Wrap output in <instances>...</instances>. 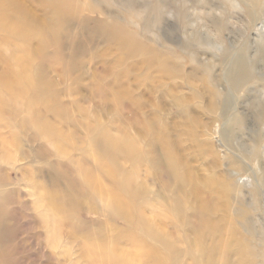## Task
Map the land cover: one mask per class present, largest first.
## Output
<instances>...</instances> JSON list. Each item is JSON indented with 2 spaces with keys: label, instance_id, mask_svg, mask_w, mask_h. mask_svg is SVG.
<instances>
[{
  "label": "rangeland",
  "instance_id": "obj_1",
  "mask_svg": "<svg viewBox=\"0 0 264 264\" xmlns=\"http://www.w3.org/2000/svg\"><path fill=\"white\" fill-rule=\"evenodd\" d=\"M138 1L149 4L144 21L108 0H75L80 14L71 27L70 38L62 39L60 53L71 67L58 61L53 54L55 48H41L34 32L22 33L23 38L21 33L9 31L8 23L0 18V79L4 80L8 72L13 75L21 71L19 56L27 50L30 76L36 81L34 92L30 88L28 93H24L22 81L13 84V91L0 83V171L11 184L8 189L15 192L14 198L6 199L4 210L12 231V256L14 260L20 258L21 264H59L44 256L54 257L59 250H53L44 240L48 225L41 214L47 208L41 202L36 206L38 196L33 187L41 184L46 190L61 193L67 188V180L78 186L84 179L76 169L101 166L106 170L102 150L97 147L103 135L135 144L139 158L134 150L112 151L117 167L113 179L124 177L132 187L142 188L144 201L138 202L142 217L156 231L162 229L177 264H197L202 259L199 243L211 249L218 242H228L231 249L248 238V230L256 235V244L264 239V8L258 11V6L248 1L250 10H257L253 23L248 22L250 7L227 0ZM16 2L37 25L48 27L50 19L57 18L50 0ZM154 8L161 13L156 14ZM71 15L66 12L63 19ZM112 25L125 26L136 34L142 48L120 50L103 34ZM192 34L198 35L203 45L192 43L186 49L184 44ZM154 35L160 39L158 44ZM239 56H245L256 81L236 92L225 75L229 63ZM164 59L172 64L168 70L160 68ZM205 64L209 73L203 68ZM215 95L224 96L219 106ZM10 99L36 100L41 123L66 139L62 137L59 150L32 130L25 131L16 147L1 144L14 133L2 121L12 105ZM224 104L227 115L223 118ZM232 115L237 120L229 123ZM23 116L22 111L20 116H11V126L17 129L15 125ZM160 135L175 153L178 173L202 184L203 197H192L188 184L183 191L176 188L163 155L165 145L156 139ZM145 155L148 158L141 159ZM56 172L62 178H55ZM102 180L107 189L113 188L112 179ZM224 184L226 196L222 198L219 186ZM202 203L209 212L213 206L218 207L208 213L211 217L207 215V221H214L220 234L207 230ZM171 204L178 206L179 214L173 215ZM256 204L263 209H255ZM81 205L75 211V222L84 229L101 230L107 238L111 228L112 234L125 229L123 220L107 221L104 216L88 213L87 204ZM216 219L224 222L216 223ZM56 221L61 241H69L67 246L72 249L71 264H85L73 254L77 247L73 228L77 226L71 220ZM119 245L123 254L132 252L129 243ZM152 247L147 245L145 249ZM216 253H209L210 258ZM237 259L231 257L232 261Z\"/></svg>",
  "mask_w": 264,
  "mask_h": 264
},
{
  "label": "bare ground",
  "instance_id": "obj_2",
  "mask_svg": "<svg viewBox=\"0 0 264 264\" xmlns=\"http://www.w3.org/2000/svg\"><path fill=\"white\" fill-rule=\"evenodd\" d=\"M116 4L121 9L128 12L129 16L134 17L136 20L144 21L146 14L149 13V4L147 2H139L138 0H108ZM234 2L236 4L241 3L246 7L251 5L248 1H252L258 6V11L261 8H264V0H227ZM52 14L57 17L50 19V26H41L37 25L34 18H32L27 12L23 11L20 8V4L16 0H0V18L1 20L8 23L7 28L13 33H21V37L24 38L22 33H31L34 32L38 35L40 44L43 45L41 48H46L47 46L55 48V54L58 56V61L62 62L64 66L71 67L72 63L66 59H63L60 55L62 49V39L67 37L70 38V30L73 24L76 22L80 10L75 4V0H50L49 2ZM239 5V4H238ZM250 18L248 22L255 20L257 16V10H250ZM260 11V12H261ZM66 12L72 14L70 18L63 19L66 15ZM156 14H160L161 11L154 8ZM183 21L185 24H188V18L184 17ZM252 23V24H253ZM128 23H125V25ZM254 27V26H253ZM257 30V29H256ZM108 33H103L109 40L115 41L123 52H133L137 51L142 46L138 42V36L132 32H129L125 26L112 25L108 28ZM75 35V33H74ZM80 37V36H79ZM156 44L159 43L160 39L158 36L154 35ZM75 40V39H74ZM192 43L197 44L198 46L203 45L202 41L196 34H192L191 38L186 41L184 47L190 49L189 47ZM208 45V44H207ZM209 46V45H208ZM27 50L21 52L18 60L19 65L22 69L11 75V72L7 73L4 80L0 79V83L4 84V88L8 91H13V84L17 81H22V89L24 93H28L30 88L31 90L36 87V81H33L30 76V65L29 61L25 56ZM226 52V51H225ZM190 58L195 61L193 54L188 52ZM55 56V57H56ZM39 64V63H38ZM37 64V65H38ZM160 68L168 70L172 66L169 60L164 59L160 63ZM203 68L206 69L205 72L209 73L210 69L208 64H205ZM226 82L229 83L230 87L238 92L243 86L252 83L256 78L252 73L251 65L245 58V56H239L229 63V70L227 75H225ZM211 78V77H210ZM7 80V82H5ZM260 80V78H259ZM256 81V80H255ZM258 81V79H257ZM12 82V83H11ZM32 92H34L32 90ZM17 98V97H16ZM217 105L219 106L220 99L223 102V95L214 96ZM46 100V99H43ZM12 105L9 108V112L5 115V118L2 120L8 124V127L11 130H14L13 137L10 134L9 139L3 140L1 144L5 146L16 147L20 142L23 134L26 130L37 131L38 136L45 138L48 142L53 145L56 149H60L62 146V137L61 135H56L51 128L47 125L41 123V118L37 116L36 110V100L24 101L23 99H10ZM218 101V102H217ZM1 102V99H0ZM40 104V103H39ZM39 106V105H38ZM24 113L23 118L20 119L18 125L13 128L11 126V116L17 117L20 116V112ZM227 115V104L223 106V113L221 117ZM231 117V116H230ZM228 122L230 123L233 119H236V116L232 115ZM236 120L234 123H236ZM64 140L65 137H63ZM156 139L164 143L165 148L163 150V155L166 158V163L168 161L169 167L171 169L172 177L177 182L176 188L179 191H183L187 186H191L190 195L197 199L198 197H203L201 194L202 184L198 183L192 178V176H184L183 173L180 175L178 173L179 166L174 161V151L169 148L166 144L167 140L163 139L162 135L156 136ZM98 150H102L103 159L105 164L108 166L104 170L101 166L92 169H76L75 173L84 179L78 183V186H75L71 183L70 180H67V188L63 192H54L46 190L41 184L34 185V192L38 196V201L36 206H39L38 203H43L47 210L41 214L43 222L48 225L47 233L44 238L45 242L53 249L59 250V253L54 257L51 255H46L51 260H56L59 264H71L70 261V252L71 247L69 241L62 242L61 236L59 233V228L57 226V219L61 220H71L72 224L77 227L74 229L73 242L77 245L75 253H73L78 259L82 260V263L85 264H177L176 255L174 249L166 241H164V234L162 229L156 231L151 222L147 223L141 213L139 201L141 203L143 200V190L140 186L132 187L126 178L113 179L116 174V165L113 157L112 151H123L124 149L134 150L136 153V158L140 157L135 144L129 140L121 139L118 141L110 140L106 135L102 136L101 142L97 144ZM96 147V148H97ZM6 152V147L2 148ZM6 154V153H5ZM148 156L142 157L141 159H147ZM9 159V157H8ZM250 160H253L254 157L249 156ZM55 168L51 167V171H54ZM119 173V172H118ZM62 178L59 173H55V178ZM106 177L112 179L111 189H107L103 183L102 178ZM201 185V188H200ZM11 186L7 182L6 178L1 175L0 171V264H21L20 258L13 259L12 252L14 247L11 243L12 231L11 227L8 225V218L5 214L4 204L7 198H14L15 192L9 190ZM79 188V190H78ZM77 189V191L75 190ZM219 189L222 193V198H225V189L226 186L220 185ZM76 191V192H75ZM254 195H257V190H254ZM81 204H87L89 208L87 209L88 213L99 214L104 216L107 221H115V219H121L125 222V229H117L115 234H112L108 238L102 233L101 230L88 231L78 225L76 221L75 211ZM99 205V206H97ZM82 206V205H81ZM226 206L224 200L222 207ZM258 210L263 209L259 204H256ZM218 207L213 206L211 212L210 208L205 207V204L202 203L201 209L204 210L206 214V227L207 230L212 234H220V230L217 229L213 224L214 221H207L210 215L217 210ZM170 211L173 215L179 214V208L177 205H170ZM239 212L243 214L242 210ZM210 215H209V214ZM82 216V215H81ZM84 218V217H83ZM227 221V219L225 220ZM216 223L224 222L220 219H216ZM101 226V225H100ZM108 227V226H107ZM247 237L245 240L239 241L234 248L229 247L228 242H221L215 244L211 249H204L202 244H198L201 260L197 264H259L261 261L264 264L263 253H264V239L261 243L256 244L253 240V237H256L253 230H248ZM259 238H261L259 236ZM150 241V243H145ZM77 242V243H76ZM120 243L130 244L132 246V252H125L124 254L119 250L118 246ZM152 247L151 249H145V246ZM219 245L217 248L216 246ZM216 247V249H215ZM234 250V251H233ZM217 252V253H216ZM210 254L216 253L212 258ZM72 255V253H71ZM235 255L238 259L232 261L231 257ZM61 257V258H60ZM62 260H60V259Z\"/></svg>",
  "mask_w": 264,
  "mask_h": 264
}]
</instances>
